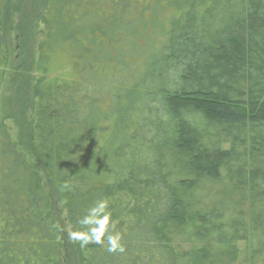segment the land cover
<instances>
[{
	"label": "trees",
	"instance_id": "trees-1",
	"mask_svg": "<svg viewBox=\"0 0 264 264\" xmlns=\"http://www.w3.org/2000/svg\"><path fill=\"white\" fill-rule=\"evenodd\" d=\"M69 2L75 0H48L37 24L34 153L16 140L7 115L0 120V264H235L246 253L261 257L264 0H171L179 14L142 72L91 75L85 90L49 80L43 49L83 41L80 56L91 52L94 62L107 63L94 34L111 40L121 31L123 43L127 31L113 15L70 17ZM21 8L22 0H0V89ZM44 177L60 198L70 238ZM207 183L225 185L222 201L208 204L201 189ZM98 201L106 204L109 229L101 244L82 246L87 229L78 221ZM116 232L124 252L107 250L106 236Z\"/></svg>",
	"mask_w": 264,
	"mask_h": 264
},
{
	"label": "rangeland",
	"instance_id": "rangeland-1",
	"mask_svg": "<svg viewBox=\"0 0 264 264\" xmlns=\"http://www.w3.org/2000/svg\"><path fill=\"white\" fill-rule=\"evenodd\" d=\"M47 1L22 0L21 11L16 18L13 60L9 67L7 80L0 89V120L7 115L16 140L26 152L33 153L31 90L34 80L39 76L34 66L40 44L37 24L41 19ZM170 1L75 0V2H69L64 8V12L72 15L75 13L76 16H70L73 18L82 17L84 21L86 17L106 18L107 15L115 16L127 31L125 36L127 38L124 39L123 43L121 42V31H118L114 39L111 40H106L97 33L94 34L95 48L103 51L104 55L107 54L110 58L106 60L107 63L94 62L95 59L91 52L88 55L82 54L80 56L79 49L86 47L83 41L79 43V47L62 40L59 44L49 42L50 49H43L44 56L49 58L45 71L48 79L58 83H79L69 86V88L77 89L81 87L82 90H85L90 84L93 86L94 80L92 78L94 77L91 75H108V73L119 76L138 75L144 69V63L158 48L159 36L167 31L171 17L179 14V10L168 7ZM162 14L166 16L163 17ZM139 19L145 22L146 25L139 27ZM139 30H142L143 34ZM116 54L118 55L117 59ZM44 184L51 197L54 214L61 231L66 238H70L60 198L46 177H44ZM201 189L203 195L208 197L207 202L209 204L222 201L218 195L223 194L225 185L207 183L201 185ZM216 195L218 198L213 199ZM236 199L238 200L235 197V201ZM249 206L247 204L244 209ZM246 247L243 243L239 244V249L243 254L248 251ZM182 249L188 250L190 246L184 244ZM235 264H264V253L261 257L258 256L254 259L250 256V253H246L241 255Z\"/></svg>",
	"mask_w": 264,
	"mask_h": 264
},
{
	"label": "clouds",
	"instance_id": "clouds-1",
	"mask_svg": "<svg viewBox=\"0 0 264 264\" xmlns=\"http://www.w3.org/2000/svg\"><path fill=\"white\" fill-rule=\"evenodd\" d=\"M65 187H67V185H65ZM105 208L106 204L103 201H98L92 208L88 209L87 214L78 221L83 228L87 229L86 233L79 236L82 246H85L90 242L101 244L104 240L105 233L109 229L110 219V216L104 212ZM101 228V231H97ZM106 240L108 244L107 250L109 252H124L125 249L121 244V236L119 232L108 234Z\"/></svg>",
	"mask_w": 264,
	"mask_h": 264
}]
</instances>
